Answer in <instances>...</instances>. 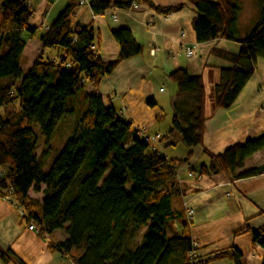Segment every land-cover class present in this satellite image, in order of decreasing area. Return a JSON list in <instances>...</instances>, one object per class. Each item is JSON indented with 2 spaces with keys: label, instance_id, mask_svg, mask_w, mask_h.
Here are the masks:
<instances>
[{
  "label": "trees",
  "instance_id": "16d2710c",
  "mask_svg": "<svg viewBox=\"0 0 264 264\" xmlns=\"http://www.w3.org/2000/svg\"><path fill=\"white\" fill-rule=\"evenodd\" d=\"M134 1L143 0H88V5L98 15L109 8H133ZM255 1L257 24L241 37L237 0H189L197 13L193 26L199 43L222 38L241 46L236 54L214 51L231 63L220 69L213 86L216 108L233 104L257 60L264 57V0ZM2 2L0 79L7 81L0 84V107L6 111L0 115V170L4 171L0 195L8 196L21 210V223L34 222L41 236L63 230L65 237L54 248L74 264H199L193 239L181 233L168 237L165 225L182 217L171 202L177 191L168 183L190 153L186 159L167 157L144 137L139 138L132 122L119 117L99 94L85 89L87 84L96 89L120 61L142 54L143 47L129 29H113L119 53L114 61L102 62L96 52L95 31L73 20L80 3L69 0L40 36L43 47L54 49L57 57L49 61L41 55L24 73L19 62L25 36L37 31L28 23L33 11L24 0ZM146 3L163 14L184 6ZM169 80L176 93L170 132L177 131L186 147L198 146L203 143L206 120L204 80L200 75L191 76L185 68L172 70ZM76 98L84 111L44 173L35 152L37 138L32 124H38L45 138L44 153L53 146L51 139L59 122L76 113ZM146 105L155 106L156 100L149 98ZM170 132L163 139L169 138ZM168 145L175 142L167 140ZM263 149L264 132L231 144L219 154L204 149L208 159L199 163L198 171H191L197 177L221 172L233 179L254 176L264 172V164L237 171L245 159ZM30 190L42 192L44 198L31 197ZM253 242L264 250V229L254 232ZM213 255L203 262L227 257L233 264H242L243 254L236 248ZM16 258L11 250L0 247L3 262Z\"/></svg>",
  "mask_w": 264,
  "mask_h": 264
},
{
  "label": "crops",
  "instance_id": "0c3cea01",
  "mask_svg": "<svg viewBox=\"0 0 264 264\" xmlns=\"http://www.w3.org/2000/svg\"><path fill=\"white\" fill-rule=\"evenodd\" d=\"M24 1L33 11L28 23L37 29L34 35L25 36L26 46L19 66L26 73L41 55L49 61L57 57L54 49L43 47L40 36L69 0ZM76 1L79 4L81 0ZM146 1L168 8L180 4L184 6L181 10L163 14L148 6ZM237 2L240 6L238 34L244 37L257 24L258 11L253 16L241 18L243 2ZM75 10L73 20L81 25H90L95 31L98 41L96 52L102 62L114 61L119 53V45L112 37L113 29H129L134 40L143 47L142 54L120 61L111 73L102 78L96 89L88 84L85 89L89 93L99 94L105 104L109 103L115 108L119 117L132 122L139 138L147 136L151 146L163 154L168 150L164 143L170 138L163 139V136L168 133L176 98L175 86L170 82L169 74L176 68H185L191 76L202 77L206 91L203 143L179 155V158L186 159L190 153L187 161L177 166L168 186L177 191V196H173L171 202L182 217L169 221L171 225L165 224L166 234L169 232L175 236L181 233L195 240L199 264H233L227 257L203 262L214 253L230 248H236L243 254L242 264H264V250L253 242L254 232L264 229V172L235 179L226 172L199 177L188 174L192 172L191 169L198 171L199 163L206 161L204 149L219 154L231 144L263 134L264 57L257 60L253 73L233 104L229 108H216L213 86L218 81L220 69L230 67L231 63L214 55V51L236 54L241 46L239 42L222 38L199 43L193 26L197 13L189 0H143L136 8H109L98 15L92 13L88 4H79ZM151 48L157 52L152 54ZM188 49L193 50L191 57L188 56ZM6 81L0 79V84ZM152 97L157 105L149 107L146 101ZM5 113V109L0 107V115ZM165 119L168 121L166 124ZM162 122L163 127L160 126ZM263 164L264 149L245 159L243 168L237 173ZM44 188L41 185V191ZM29 195L40 200L44 198L42 192L30 190ZM189 208L193 212L190 217L186 213ZM20 217L21 210L0 195L2 249L11 250L23 264H74L54 248L65 237L63 230L59 235L57 230L48 237L41 236L29 230L28 224L21 223ZM245 227V232L237 233ZM17 258L6 262L0 259V264H18Z\"/></svg>",
  "mask_w": 264,
  "mask_h": 264
},
{
  "label": "rangeland",
  "instance_id": "374dc122",
  "mask_svg": "<svg viewBox=\"0 0 264 264\" xmlns=\"http://www.w3.org/2000/svg\"><path fill=\"white\" fill-rule=\"evenodd\" d=\"M243 2V10L241 11V18L243 17H247V16H253L255 11H258V7L255 3V1H251V0H241ZM243 29L245 27H242ZM166 93V92H164ZM75 104L76 105V113L72 116H68L65 117V119H62L59 122L58 128L57 130H55V133L51 139V142L53 143V146L50 149H47L44 153L42 152L46 142H45V138L42 136L40 130H39V126L38 124L34 123L32 124V128L33 131L36 134V138H37V146L35 149L36 154H38V161H39V165L41 166V170L45 173L49 167H50V163L56 158L59 150L64 146V144L66 143V140L71 137V135L74 132V126L76 125V123L79 120V117L82 115L84 108L83 105H79V99L76 98L75 100ZM164 112H166V109L164 107ZM167 115V114H166ZM171 115V114H170ZM168 116V115H167ZM171 118L172 115L170 116V123L168 127V132H170L172 126H171ZM168 123V121L165 119V124ZM163 125V122L160 124L161 127ZM166 134V133H164ZM168 137H170L168 140L175 142V145H168L166 146L168 148V150H165L164 154H166L167 157L169 158H173V157H179V155L183 154V152H187V150H189V147H186L181 140V136L179 135V133L177 131H172L168 134ZM165 145V143H164ZM205 159L207 160L208 157H206V155H204ZM166 225H171L170 222L168 221L166 223ZM60 231H62L61 229H59L58 235L60 234ZM146 232V229L144 228V233ZM143 233V230L140 231V234ZM168 237L172 236L170 235L169 232H167Z\"/></svg>",
  "mask_w": 264,
  "mask_h": 264
},
{
  "label": "built area",
  "instance_id": "2783aa9c",
  "mask_svg": "<svg viewBox=\"0 0 264 264\" xmlns=\"http://www.w3.org/2000/svg\"><path fill=\"white\" fill-rule=\"evenodd\" d=\"M82 4H88V0H81V1H80V5H82ZM137 5H138V2H137V1H134V2L132 3V7H133V8H136ZM150 50H151V53H152V54H155V53L157 52V50H156L155 48H151ZM192 55H193V50L188 49V56L191 57ZM144 138H145V140H148V141L150 140V138H148L147 136H145ZM3 174H4V171L1 169V170H0V179L2 178ZM188 174H189V176H194V173H193V172H188ZM4 197H5L6 199H9L8 196H4ZM9 200H10V199H9ZM10 201H11V200H10ZM12 204H13V203H12ZM13 205H14V204H13ZM186 213H187L188 217H190V215L193 213V212H192V209L189 208V210H187ZM21 215H23L22 212H21ZM28 229H29V230H32V231H35V232L38 233V234H39V232H40L38 226H36V224H35L34 222H30V223L28 224ZM44 236H45V237H48L47 235H44ZM192 244L194 245V247H198L197 242H196L195 240H193V243H192Z\"/></svg>",
  "mask_w": 264,
  "mask_h": 264
}]
</instances>
